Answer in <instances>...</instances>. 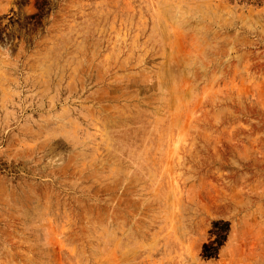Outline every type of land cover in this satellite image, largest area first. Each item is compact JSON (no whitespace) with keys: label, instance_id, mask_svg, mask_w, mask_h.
Returning <instances> with one entry per match:
<instances>
[{"label":"rangeland","instance_id":"1","mask_svg":"<svg viewBox=\"0 0 264 264\" xmlns=\"http://www.w3.org/2000/svg\"><path fill=\"white\" fill-rule=\"evenodd\" d=\"M0 264H264V0H0Z\"/></svg>","mask_w":264,"mask_h":264}]
</instances>
